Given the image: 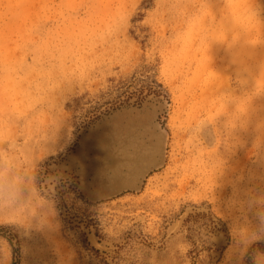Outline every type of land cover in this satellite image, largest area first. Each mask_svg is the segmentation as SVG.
<instances>
[{"label":"rangeland","instance_id":"rangeland-1","mask_svg":"<svg viewBox=\"0 0 264 264\" xmlns=\"http://www.w3.org/2000/svg\"><path fill=\"white\" fill-rule=\"evenodd\" d=\"M0 136V264H253L264 0H0Z\"/></svg>","mask_w":264,"mask_h":264},{"label":"clouds","instance_id":"clouds-1","mask_svg":"<svg viewBox=\"0 0 264 264\" xmlns=\"http://www.w3.org/2000/svg\"><path fill=\"white\" fill-rule=\"evenodd\" d=\"M15 155L16 151L11 139L6 140L0 136V217L16 215L17 209L40 194L32 166L29 165L26 170L18 166ZM40 195L41 206L46 209L42 221L44 223L47 216L55 215V209L53 201L48 198L50 193ZM248 202L254 212L256 227L250 235L237 240V243L241 246L242 255L249 249H253V264H264V251L253 248L255 245L264 243V239H261L264 235V198L252 197Z\"/></svg>","mask_w":264,"mask_h":264}]
</instances>
